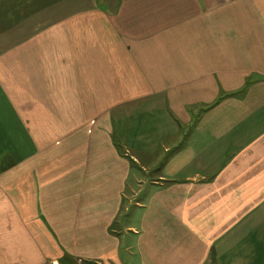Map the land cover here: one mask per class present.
<instances>
[{"label": "crops", "instance_id": "obj_1", "mask_svg": "<svg viewBox=\"0 0 264 264\" xmlns=\"http://www.w3.org/2000/svg\"><path fill=\"white\" fill-rule=\"evenodd\" d=\"M264 264V0H0V264Z\"/></svg>", "mask_w": 264, "mask_h": 264}, {"label": "built area", "instance_id": "obj_2", "mask_svg": "<svg viewBox=\"0 0 264 264\" xmlns=\"http://www.w3.org/2000/svg\"><path fill=\"white\" fill-rule=\"evenodd\" d=\"M88 264H99V263H97V262H90V263H88Z\"/></svg>", "mask_w": 264, "mask_h": 264}]
</instances>
